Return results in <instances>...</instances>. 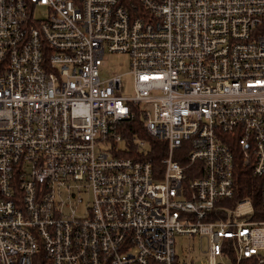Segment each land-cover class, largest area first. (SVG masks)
Returning a JSON list of instances; mask_svg holds the SVG:
<instances>
[{"label": "built area", "instance_id": "obj_1", "mask_svg": "<svg viewBox=\"0 0 264 264\" xmlns=\"http://www.w3.org/2000/svg\"><path fill=\"white\" fill-rule=\"evenodd\" d=\"M137 111L160 165L124 156ZM234 144L264 203V0H0V264H179L177 234L264 264Z\"/></svg>", "mask_w": 264, "mask_h": 264}, {"label": "trees", "instance_id": "obj_2", "mask_svg": "<svg viewBox=\"0 0 264 264\" xmlns=\"http://www.w3.org/2000/svg\"><path fill=\"white\" fill-rule=\"evenodd\" d=\"M124 128L125 129L123 133L125 134V139L127 140L128 145L132 148V150L126 152V155L124 156L132 157L135 160L145 159L154 163L155 165H160L161 161L166 155V153H164V151L159 148L162 142L155 140L148 135L140 112L137 111V114L128 120ZM139 141H146L150 144V151L141 153L142 156L137 154L139 151ZM235 149L237 151L234 161V180L236 183L234 193L235 196L231 202L228 203V205L233 206L240 200L250 198L252 199L254 207L256 208L255 220H263L264 213L262 211L264 210V203L262 201L261 194L262 179L256 178L252 173V168L248 165H245L242 155L236 145ZM182 165H186L185 161L182 162ZM242 264L256 263L254 260L247 259L246 261L242 262Z\"/></svg>", "mask_w": 264, "mask_h": 264}, {"label": "rangeland", "instance_id": "obj_3", "mask_svg": "<svg viewBox=\"0 0 264 264\" xmlns=\"http://www.w3.org/2000/svg\"><path fill=\"white\" fill-rule=\"evenodd\" d=\"M100 74L103 80H108L112 76H121L123 82L122 95L133 96L134 95V82L133 77L130 74L131 68L128 55L111 53L107 54L102 66L100 67ZM141 111L153 112L152 107L149 105H141ZM143 120H145L142 115ZM143 141H140V144ZM145 142V145L139 150L141 153L150 151L149 142ZM125 145L121 144L119 149L125 151ZM82 214V210H80ZM176 244L175 251L178 257L179 264H185L193 259L195 264H202V260L207 258L206 253H202L200 250L201 240L197 237L189 238L186 235L177 234L175 236ZM207 247V241L204 240V249ZM217 264H232V260L229 257L218 258Z\"/></svg>", "mask_w": 264, "mask_h": 264}]
</instances>
